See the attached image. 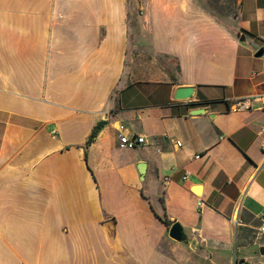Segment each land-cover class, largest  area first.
Instances as JSON below:
<instances>
[{
  "label": "crops",
  "instance_id": "crops-1",
  "mask_svg": "<svg viewBox=\"0 0 264 264\" xmlns=\"http://www.w3.org/2000/svg\"><path fill=\"white\" fill-rule=\"evenodd\" d=\"M260 49L264 0H0V264H264Z\"/></svg>",
  "mask_w": 264,
  "mask_h": 264
},
{
  "label": "built area",
  "instance_id": "built-area-1",
  "mask_svg": "<svg viewBox=\"0 0 264 264\" xmlns=\"http://www.w3.org/2000/svg\"><path fill=\"white\" fill-rule=\"evenodd\" d=\"M254 105H257L259 109L264 110V95L238 100L233 104V107L237 111H243V110L253 109ZM118 140H119V147L123 150H133L147 143L146 138L144 136H134L129 132L126 126L122 124H120L118 127ZM178 145L180 146L181 144L178 142ZM189 175L190 172L185 171L183 180L186 181L189 178ZM166 181H168V179ZM204 206H205L204 201L200 200L198 203V208L202 209L204 208ZM258 236L259 237L264 236V226L259 229ZM235 264H248V263L245 260L236 259Z\"/></svg>",
  "mask_w": 264,
  "mask_h": 264
},
{
  "label": "water",
  "instance_id": "water-1",
  "mask_svg": "<svg viewBox=\"0 0 264 264\" xmlns=\"http://www.w3.org/2000/svg\"><path fill=\"white\" fill-rule=\"evenodd\" d=\"M244 37H242L241 41H244ZM264 54V49H260L256 53V57H261ZM195 96V88L193 87H180L176 90L175 92V99L179 101H189ZM205 109H198L194 110L191 112V115H200L205 113ZM142 169L145 167L144 165H141ZM140 172L142 173L143 171L140 169ZM169 237L179 243H182L186 239V233L183 228V226L179 223L176 222L174 223L170 230H169ZM260 253L264 255V248H261Z\"/></svg>",
  "mask_w": 264,
  "mask_h": 264
},
{
  "label": "rangeland",
  "instance_id": "rangeland-1",
  "mask_svg": "<svg viewBox=\"0 0 264 264\" xmlns=\"http://www.w3.org/2000/svg\"><path fill=\"white\" fill-rule=\"evenodd\" d=\"M238 1L239 0H200L203 7L208 8L213 15L220 17L235 13L238 8ZM150 58H154L153 54L150 56ZM172 61L170 59H163V65H165V63H167L166 65H168V63L173 64ZM170 67H173L174 69L173 65ZM195 259L198 260V263L200 264H209V262H206L204 258Z\"/></svg>",
  "mask_w": 264,
  "mask_h": 264
},
{
  "label": "trees",
  "instance_id": "trees-1",
  "mask_svg": "<svg viewBox=\"0 0 264 264\" xmlns=\"http://www.w3.org/2000/svg\"><path fill=\"white\" fill-rule=\"evenodd\" d=\"M102 128V123H100L95 129L94 131L92 132L90 138H89V143L92 142L98 135L99 131L101 130ZM167 222V221H165Z\"/></svg>",
  "mask_w": 264,
  "mask_h": 264
}]
</instances>
